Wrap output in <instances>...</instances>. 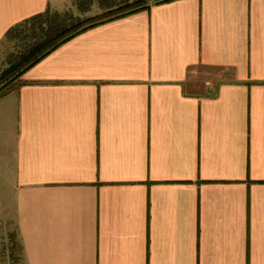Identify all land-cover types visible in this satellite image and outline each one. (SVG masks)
I'll return each mask as SVG.
<instances>
[{
  "label": "crops",
  "instance_id": "crops-1",
  "mask_svg": "<svg viewBox=\"0 0 264 264\" xmlns=\"http://www.w3.org/2000/svg\"><path fill=\"white\" fill-rule=\"evenodd\" d=\"M150 3L0 94L23 264H264V0ZM71 5L0 0V59L13 27Z\"/></svg>",
  "mask_w": 264,
  "mask_h": 264
},
{
  "label": "trees",
  "instance_id": "trees-1",
  "mask_svg": "<svg viewBox=\"0 0 264 264\" xmlns=\"http://www.w3.org/2000/svg\"><path fill=\"white\" fill-rule=\"evenodd\" d=\"M151 1L163 3L170 0H100L105 12L97 17L69 22L61 18L59 12L48 10L23 20L8 32V38L27 39V48L7 56L8 65L0 74V85L3 84L0 87V94H5L23 84L22 75L62 43L90 27L147 9ZM30 25L35 28L38 26L39 31L34 34L29 31L28 35L24 36L26 28ZM21 35L23 37H20ZM13 83L18 84L8 89Z\"/></svg>",
  "mask_w": 264,
  "mask_h": 264
},
{
  "label": "rangeland",
  "instance_id": "rangeland-1",
  "mask_svg": "<svg viewBox=\"0 0 264 264\" xmlns=\"http://www.w3.org/2000/svg\"><path fill=\"white\" fill-rule=\"evenodd\" d=\"M104 12L105 9L102 7L100 0H72V5L65 11L59 13L62 16L61 18L72 22L70 20L77 21L97 17L100 16V14L102 15ZM36 27L38 28V26ZM37 28L31 25L28 26L24 36L28 35L29 31L33 32V34L37 33L39 31ZM20 37L23 36L21 35ZM27 42V39H10L9 42L2 45L1 50H3V60L0 59V74L8 65L6 63L7 56H10L12 52L19 53L26 49ZM17 84L18 83H13L8 89L16 86ZM2 85L3 84H1L0 87ZM0 186H2V191H5V183L0 184ZM0 264H23L22 251L17 236L14 207L11 213H2L0 215Z\"/></svg>",
  "mask_w": 264,
  "mask_h": 264
}]
</instances>
